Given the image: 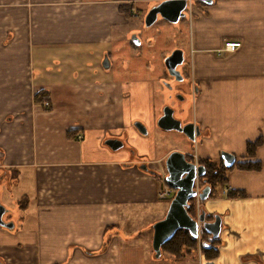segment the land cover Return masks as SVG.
Instances as JSON below:
<instances>
[{
	"label": "crops",
	"instance_id": "0c3cea01",
	"mask_svg": "<svg viewBox=\"0 0 264 264\" xmlns=\"http://www.w3.org/2000/svg\"><path fill=\"white\" fill-rule=\"evenodd\" d=\"M160 1L0 0V205L14 224L0 226L2 264H186L162 262L152 246L153 224L171 202L159 191L173 150L196 162L219 150L236 156L223 190L202 203L223 229L218 256L201 252V263L264 264V0H191L182 20L185 81L171 88L164 57L181 47V36L172 43L167 35L172 24H161L147 50L131 39L133 18ZM165 40L167 52L144 62ZM228 40L242 45L226 51ZM43 89L51 110L35 101ZM187 89L194 116L185 97L172 106L199 126L196 151L181 132L183 147L151 160L106 143L122 140L123 128L142 133L135 119L154 122L140 106L155 109L163 96L161 116L164 95ZM250 161L261 168L239 167ZM141 220L145 231L136 230Z\"/></svg>",
	"mask_w": 264,
	"mask_h": 264
},
{
	"label": "water",
	"instance_id": "95a60500",
	"mask_svg": "<svg viewBox=\"0 0 264 264\" xmlns=\"http://www.w3.org/2000/svg\"><path fill=\"white\" fill-rule=\"evenodd\" d=\"M203 1L212 2V0ZM187 6L188 0H162L149 10L145 17V23L147 26H151L159 16L169 22L176 23L185 15ZM134 41L140 43L138 38H134ZM184 59V51L180 48L173 50L165 59L168 71L172 75L177 76L179 74V77L181 76L180 79L183 78V75L178 66L183 64ZM104 65L106 67L110 66L108 57L105 58ZM179 98L182 99V96ZM157 125L166 131L174 130L184 133L192 141L196 140V137L201 133L199 126L195 123L183 124L182 120L175 116V109L169 105L164 107ZM136 126L143 134L147 133V129L142 123H136ZM106 143L113 149H119L124 144L118 138H109ZM222 159L228 167L236 163V156L230 152L223 151ZM165 165L167 170L165 180L170 187L176 190V193L165 216L153 224L152 246L156 258L162 256L163 245L171 240L180 229L188 230L195 238H198L202 231H206L213 238H218L223 229V218L221 215L215 214L212 220H208L206 210H202L197 217L190 214L188 210L192 199L206 200L212 191L210 185L205 186L200 191L196 188L198 179L206 174V166L198 164L196 161L188 160L187 154L180 150L170 152L165 160ZM141 168L148 170L149 166L143 163ZM4 213L5 207L0 205V226L12 227L14 225L13 222L4 220ZM0 264H2L1 261Z\"/></svg>",
	"mask_w": 264,
	"mask_h": 264
},
{
	"label": "rangeland",
	"instance_id": "374dc122",
	"mask_svg": "<svg viewBox=\"0 0 264 264\" xmlns=\"http://www.w3.org/2000/svg\"><path fill=\"white\" fill-rule=\"evenodd\" d=\"M156 4H154V5H156ZM186 10H187V8H186ZM148 11L149 10L143 9L141 11L139 17L137 16L136 18H133V20H136V22L139 24V26H137L134 30L136 32V34L135 33L131 34V39L132 38L134 39L137 36V38L140 40V43L142 42L141 44L144 45V49L142 48V50L143 51L147 50V49H145L147 42H150L154 38H156L154 34H156L158 31H160V27L163 28L161 24H165V25L172 24L171 26L173 27V29L170 31L171 34L168 33L167 35H168L169 39L172 41V43L175 40L177 43L178 36H181L180 45L182 48L181 47H177V48H181L184 50V46L182 44V34H183V38L186 39V33L184 32V30L182 28V20L185 18V15L187 13L185 12V15L183 17H181V20L179 22H176V23H170L169 21H167L164 18H162L161 16H159L153 25L147 26L145 23V17L147 15ZM160 33H164V30L161 31ZM167 45L168 44L165 40L164 44L158 43L156 48L149 49L150 54L148 55V58L145 57L144 62L148 60L151 63L152 62L155 63L156 62L155 61V53L158 52L162 56L163 53L167 52V51H163L165 48H167ZM170 54L171 53H169V55ZM169 55H166L164 57V62H165L166 57ZM138 61H140V60H138ZM185 62H186V59L184 60L183 65L185 64ZM181 66L182 65H180L179 68ZM189 71H190V69H189ZM186 76H187V74H186ZM167 79L168 80H166L165 82H166L167 86L169 88H171V85L173 84V79L170 75L167 76ZM182 84H183V82H182ZM190 85H191V81L188 80L187 88H189L188 86H190ZM167 86L165 87V90L169 89V88H167ZM169 90H171V89H169ZM179 93H181V92H178V93L175 92L173 98H170L169 95H166V97L164 95V98L166 99L165 100L166 104L164 103L165 106L166 105L172 106V105L177 104L179 102V101H177V99L179 100L177 94H179ZM181 96L185 97L184 106H185V110L188 111V118L193 117L194 114H193V110H192V105H193L194 100H193L192 93L189 91V89H187L186 93H184V92L181 93ZM162 97L163 96H159L158 103L156 101L155 109L146 110L145 106L139 107V108L143 109V115L145 117H151V116L154 117V115H155V119H154V122H152V124L146 123L143 119L141 120L139 118L134 120V121H136L135 123H142L146 127V129H147L146 134H142V133L138 132L135 135V131L133 129H131L130 127L129 128L134 133H132L129 128H123L122 129L123 132L121 134V138H122V141L124 143V146L122 148L128 150L129 152L130 151L133 152L135 157L141 155V159H146V160L157 159V158L161 157L162 155H164L167 151H170V149H172V148L173 149H179V148L183 147V144L177 140L178 137L180 138L182 136L181 133L174 131V130L173 131L163 130L157 125V121L160 118L159 116L161 114L160 109L162 107L161 106V98ZM164 107H163V109H164ZM129 113H135V110L129 111ZM181 140H183V139H181ZM199 141L200 140L196 138V140H193V141L189 140V142H188V140L187 141L185 140V141H183V143L186 144L188 142L187 150L190 152H193V151H196V148L198 149V147H196V143H198ZM223 151H225V150H219L218 151V154H217L218 156L216 159L220 160ZM219 160H217V161H219ZM149 167L152 168V166H149ZM232 169L233 168H231L230 170H227V173H229ZM216 187L219 189L220 192L223 190L222 185H217ZM196 188L199 191L201 189H203L201 178L198 179L197 184H196ZM169 198H170L169 200L171 201L173 196L169 197ZM198 201H199L198 198H194V199H192L191 202H193L194 204L197 205ZM202 203H203V201L200 200V205L197 206V210H198L197 213L198 214L201 211L200 208L203 207ZM146 222H147L146 220H141L140 222H138L136 224V230L145 231L146 230V225H145ZM201 240L202 239L200 238L198 240V243H201ZM199 246H198V252H195V253L192 252V253L186 254L184 256L185 257L184 260H182V258L177 260L178 257H175L169 253H165V254H163V257H162L163 261L162 262L170 261V257H171L174 260H177V262L181 261L178 263H182V261H183L186 264H202L201 263V258H202L201 255L202 254H200L201 249ZM168 263H170V262H168Z\"/></svg>",
	"mask_w": 264,
	"mask_h": 264
},
{
	"label": "trees",
	"instance_id": "16d2710c",
	"mask_svg": "<svg viewBox=\"0 0 264 264\" xmlns=\"http://www.w3.org/2000/svg\"><path fill=\"white\" fill-rule=\"evenodd\" d=\"M35 101L39 104H41L46 110H51L53 107L52 98L50 95V92L47 90H40L35 94ZM261 142L259 140L258 142L251 143L250 142V150L252 152H255L256 146ZM200 163L206 166V174L205 177H208L209 185L212 188V191L209 195V197H215L218 196L220 193L219 189L216 187L217 185H222L223 187L228 183V173L227 170H229L231 167L226 166L223 161L217 162L215 160H211L209 158H204L200 160ZM240 168L243 169H254L259 170L261 168L260 163H252L250 162H241L239 164ZM228 195L230 197H243L245 196V192L243 191H237V190H230L228 192ZM192 201V200H191ZM202 201V200H201ZM193 203V202H191ZM193 206V208H192ZM202 210H206L204 208H200ZM190 214H192L194 217L198 216L197 213V205L193 203V205H190L188 208ZM200 211V212H201ZM199 212V213H200ZM207 213V211H206ZM215 214H209L207 213V216L211 217ZM201 240V243H198L199 239ZM222 241L221 238H213L209 233L206 231H202L200 236L198 238H195L191 235V233L186 229H180L176 232V234L173 236L171 240L166 242L162 247V255L165 253H169L175 257H178V259L185 258L184 256L188 253H195L198 252V246L200 247V252H202L206 259H213L216 256H218L219 253V246L221 245ZM155 253V252H154ZM162 257V256H161ZM170 260L172 262L176 263L177 260H174L170 257Z\"/></svg>",
	"mask_w": 264,
	"mask_h": 264
},
{
	"label": "built area",
	"instance_id": "2783aa9c",
	"mask_svg": "<svg viewBox=\"0 0 264 264\" xmlns=\"http://www.w3.org/2000/svg\"><path fill=\"white\" fill-rule=\"evenodd\" d=\"M191 2V0H188V4ZM242 45V42L239 40H228L225 43V50L226 51H235L237 50L240 46ZM166 182V181H165ZM176 190L172 187H170L167 182L164 184L162 189L159 191V197L164 199V198H169V197H174Z\"/></svg>",
	"mask_w": 264,
	"mask_h": 264
},
{
	"label": "flooded vegetation",
	"instance_id": "af4514ba",
	"mask_svg": "<svg viewBox=\"0 0 264 264\" xmlns=\"http://www.w3.org/2000/svg\"><path fill=\"white\" fill-rule=\"evenodd\" d=\"M167 69V68H166ZM178 69H180L179 68V66H178ZM180 71H181V73H182V75H183V78L182 79H180V77H179V74L176 76V75H172L169 71H168V69H167V74L168 75H170L171 77H172V79L175 81V83H177V84H180V83H182V82H184L185 81V75H184V73H183V71L180 69ZM172 86V85H171ZM181 92V91H180ZM182 93V92H181ZM181 93H179V94H177V96H178V98L179 97H181ZM180 99V98H179ZM184 100V99H183ZM182 99H180V102L182 103V101H183ZM170 106V105H169ZM172 107V106H171ZM172 108H174V107H172ZM175 109V108H174ZM162 113H163V110H162ZM175 113H176V109H175ZM181 119V118H180ZM182 120V119H181ZM183 122V121H182ZM183 124H185L184 122H183ZM187 159L188 160H190V161H196L191 155H188L187 154ZM221 160L223 161V163H224V160L222 159V155H221ZM221 162V161H220ZM197 163L198 164H201L200 163V161H197ZM201 179H202V185H203V188L205 187V186H207V185H209L210 183H209V181L207 180L208 179V177H205V176H203V177H201ZM190 203H191V201H190ZM191 205H193V203H191ZM192 208H193V206H192ZM206 217H207V219L208 220H212L213 218H214V216H211V217H209V216H207V214H206Z\"/></svg>",
	"mask_w": 264,
	"mask_h": 264
}]
</instances>
